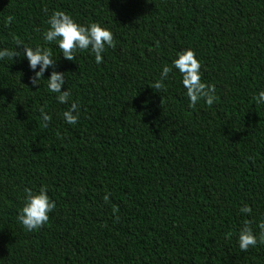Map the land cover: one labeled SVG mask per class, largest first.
I'll use <instances>...</instances> for the list:
<instances>
[{
	"label": "trees",
	"instance_id": "16d2710c",
	"mask_svg": "<svg viewBox=\"0 0 264 264\" xmlns=\"http://www.w3.org/2000/svg\"><path fill=\"white\" fill-rule=\"evenodd\" d=\"M54 11L99 23L115 48L102 63L90 50L64 59L43 38ZM17 40L52 51L67 103L48 91L52 68L31 85L40 66ZM189 48L211 107H189L172 67ZM3 49L21 55L0 60V264H264V245L238 243L264 221V0H0ZM72 102L76 124L63 118ZM42 186L56 208L28 231L24 190Z\"/></svg>",
	"mask_w": 264,
	"mask_h": 264
},
{
	"label": "clouds",
	"instance_id": "9594fccd",
	"mask_svg": "<svg viewBox=\"0 0 264 264\" xmlns=\"http://www.w3.org/2000/svg\"><path fill=\"white\" fill-rule=\"evenodd\" d=\"M47 12V8L44 9ZM12 16L6 18V24H11ZM47 29L43 32V38L46 43L56 42L64 59L73 61L77 50L89 51L94 54L96 63H102L106 46L115 48V40L113 33L99 23L92 22L88 25H81L63 11H54L46 21ZM17 47L23 49L24 56L27 57L29 66L35 70L40 66V70L30 78L33 87H39L40 80L44 77L45 71L52 68L50 78L47 80V88L49 92L58 94L56 99L59 103H67L70 99L68 90L62 91L65 85V74L55 71L56 62L52 58V51L46 47L37 46L35 48L24 46L18 40ZM159 47V42H157ZM20 52L3 49L0 50V60L8 58L13 60L19 57ZM172 67L177 69L182 76V84L186 89V96L190 101L189 107L195 108L198 101L203 99L206 104L211 107L218 99L215 95L216 89L214 85L202 82L200 69L201 63L196 58L195 52L189 48L177 53V58L173 61ZM172 67L165 65L160 74V78L151 86L159 92L165 88L163 81L167 79ZM256 102L264 103V91H261L255 97ZM73 113H76L75 115ZM40 118L42 127L47 128L52 117L45 111V107L40 108ZM63 118L68 124H76L79 119V105L72 102L68 110L63 112ZM23 207L21 208L18 220L28 231H35L42 228L49 221V214L56 208V203L50 200L47 195V188L42 186L38 192L26 188ZM110 194L103 197L105 203L109 201ZM116 210L114 209V212ZM242 213L251 214V208L245 205L241 209ZM118 219V218H117ZM260 232L257 237L248 222L241 227L238 234V243L241 251H248L250 247H255L258 243L264 245V221L258 225Z\"/></svg>",
	"mask_w": 264,
	"mask_h": 264
}]
</instances>
